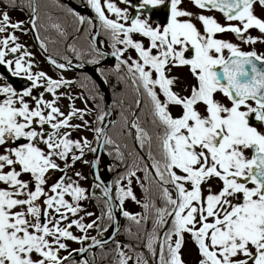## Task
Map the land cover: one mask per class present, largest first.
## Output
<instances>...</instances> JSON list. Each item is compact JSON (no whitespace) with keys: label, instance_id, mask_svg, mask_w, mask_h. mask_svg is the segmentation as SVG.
I'll list each match as a JSON object with an SVG mask.
<instances>
[{"label":"snow or ice","instance_id":"obj_1","mask_svg":"<svg viewBox=\"0 0 264 264\" xmlns=\"http://www.w3.org/2000/svg\"><path fill=\"white\" fill-rule=\"evenodd\" d=\"M122 2L135 9L133 15L110 0H103V7L114 13L115 19L106 17L101 0H87V5L111 41L116 70L125 69L138 96L143 90L155 129L153 153L150 133L135 120L131 124L141 148L148 144L154 180L163 202V207L155 203L151 206L156 216L146 247L153 250V245L158 244L159 264H184L181 249L187 234L198 254L196 264H264V53L242 51L214 35L231 32L245 44L257 42L260 37L242 33L254 28L264 37V19L260 18L264 16V0H188L195 8L217 10L226 21H237L242 27L222 25L212 15L181 8L182 0ZM27 6L35 29L36 6L31 0ZM15 7V0H0V34L7 33L0 36V66L13 77H23L30 83L20 91L7 81L0 86V182L6 186L0 188V264H66L71 253L59 255L60 250L68 248L64 241L89 239L87 235H74L70 231L73 226L86 233L92 228L100 232L106 224L115 223L109 196L112 185L97 183L93 187L108 197L103 202L107 211L90 223L81 222V218L62 225L67 220L65 213L80 212V201L87 198L85 188L67 176V171L77 161L88 164L90 169L96 167L95 159H83L86 150L96 152L92 141L83 136L72 139L70 131H92L98 142L109 145L113 140L96 123L107 114L98 103L95 111L87 110L96 117L91 128L84 119V109L74 108L70 102L67 114L61 111L59 98H74L69 92L57 90L69 87L73 81L32 70V53L23 50L14 35L17 29L27 31L22 28L23 21L12 22L9 10ZM160 8L165 9L166 22L152 20V11ZM68 12L81 24L93 23L71 8ZM192 18L202 25V31ZM121 20L130 23L126 25ZM225 49L227 56L223 54ZM126 51H134L135 57L122 58ZM92 53L88 61L91 64L105 55L95 44ZM49 60L57 69L66 68L65 63ZM177 67L188 68L191 83H182L179 76L172 74ZM97 71L107 83L106 73L99 68ZM92 83L94 95L90 98L95 101L101 94L99 86ZM40 87L43 90L33 95V90ZM45 93L52 94V99H44ZM136 103L139 105L138 99ZM173 108H179L176 115ZM72 119L81 122L73 124ZM116 157L123 159L118 147ZM57 171L64 174L56 177ZM22 174L28 179H21ZM135 174L129 170L115 180L116 199L121 203L126 197L139 202L130 187L121 185L126 177L130 185ZM74 175L85 179L79 171ZM100 179L99 175L95 177ZM143 207L147 209L149 205L145 203ZM121 214L135 219L127 211ZM97 220L104 223L97 225ZM168 220L171 224L166 227ZM165 227L163 238H159L155 230ZM90 239L94 245L105 243L97 237ZM74 251L83 253L85 248ZM79 264L88 262L81 259ZM119 264H125L123 252L119 253ZM137 264L147 261L138 260Z\"/></svg>","mask_w":264,"mask_h":264},{"label":"flooded vegetation","instance_id":"obj_2","mask_svg":"<svg viewBox=\"0 0 264 264\" xmlns=\"http://www.w3.org/2000/svg\"><path fill=\"white\" fill-rule=\"evenodd\" d=\"M110 2L115 3L116 6L120 7L121 9L128 8L129 15H133L135 12V9L133 7H130L127 3L122 2V0H110ZM132 2L135 3L136 0H132ZM77 4L88 6L87 0H77ZM101 5H102V10L105 12L106 17L109 19H115V14L109 13L107 11V9L103 7V0H101ZM180 7L184 8L188 11H191L193 13L212 15L222 25H227L228 23H232V24H236L238 27H242V25H240L239 22H237V21H231V22L226 21L223 17V14L217 10L209 11L208 9H204V10L197 9L194 6L190 5L188 3V0H182V4L180 5ZM89 8L91 9L90 6H89ZM256 14L258 16L260 15L259 9H257ZM87 18L90 19L89 17H87ZM260 18L264 19V16H262ZM183 19H188V18L185 17ZM152 20L160 21V22H166L165 9L160 8L158 11H152ZM119 22L124 23L126 25L130 23V21H123V20H121ZM192 22L195 24V26L200 31L203 30L202 25L195 18H192ZM153 26H155V25H153ZM98 34L102 38V41H103V42H101V44L98 43L99 39H97V42H94L91 40V36H92L91 30L83 31L78 36H74V34H70V40H69L70 45L69 44L66 45L63 50L61 48L60 34H59L58 30H55L53 33L52 43L45 42L43 40V38L41 39V41H42V44H44V46H45L44 48L46 49V51L50 54V57L55 59L57 63H61V61H66V62L72 61L74 63H82V64H85L87 66L93 65L96 67V69L99 68V69L103 70L106 73L107 78H108L107 83H105L103 81L104 84L106 85V87L108 88V91L115 92V91H121V90L126 89V88H131L129 85H126V86L123 85L124 80H125V69L122 68L121 70H116L115 65H116L117 61L115 60V58L110 60V61H108V59H107V52L108 51H107L106 45L110 46L111 41H110L109 37L106 35L105 30L101 26H100ZM133 35H134V38H137V39L140 38L138 36V34H133ZM214 35H215V38L224 39V40H227L233 44H236L239 47V49L242 51H253L254 50L258 54L264 53V42H261V40H264V37H261V34L259 33V31L257 29H254V28L249 29V30H247L246 33H242V35H245V36L246 35H253V36L260 37V39H258L257 42L248 43V44L243 43V40L240 37L236 36V34L231 33V32L217 33ZM49 39L50 38H48V40ZM104 42L106 43V45ZM94 44L97 46L98 50L101 52H104L105 55L102 58H99L98 63L91 64L88 61L93 58L94 54L92 53V46ZM117 47H122V46L117 45ZM37 52L39 54V57L51 69L61 70V69L55 68V66L52 63H50V60L48 58H46V56L38 48H37ZM77 53H79V58L77 56ZM223 54L225 56L228 55L226 49L224 50ZM126 55H132L133 57H135L134 51H126V53L122 55V58H124V56H126ZM65 58H67V59H65ZM186 58H190L187 53H186ZM68 73L73 76L72 80H70V81H73V83L70 85V88L72 89V91H74V93H71L73 98H74L71 101V103H72L74 108L85 110L86 114L84 116V119L89 121V128H91L92 124L94 122H96V117L94 114H89L87 112V110L93 109L95 111L97 103L103 108V110H105V103H104L103 94L100 91L101 96L97 97L95 101L90 98L91 95H94V93L91 92V90L93 88L92 82L96 83V81L92 78V76L89 73L82 75V76L79 75L80 72H78V71H70ZM172 74L179 76L182 83H186V84L191 83L190 73H189V70L187 67H177V68L173 69ZM85 76L89 77L90 79L85 80L83 78ZM121 76H123V79L119 78ZM81 82L84 84H82ZM120 82H121V84H120ZM82 85H84V86H82ZM75 91L78 92V95L75 93ZM37 93H38V90H37ZM80 97H83V99H81ZM101 97H102V99H101ZM76 99H80L82 101V103L79 104V106L74 103V101ZM83 101H84V103H83ZM113 102H115V101L113 100ZM172 112H173V115H176L179 112V108H173ZM72 120L74 122H79V123L81 122L79 119H72ZM129 120L130 119H128V121H127L128 128L130 127V121ZM36 127L38 130L39 126L37 125ZM152 129H154L153 125H152ZM129 131L131 132L130 128H129ZM154 133H155V129H154ZM94 140H95V137L93 135L90 139V141H92V145L94 144ZM96 143H97V139L95 141V145H93L92 147L95 148ZM105 146L107 147V146H109V144H105ZM152 147H153V143H152ZM153 153H155V152H153ZM91 156H92V154H91ZM54 175L56 177H59L62 174L59 171H57L54 173ZM152 181L156 182L154 180V170L153 169H152ZM158 207H162V206H158ZM105 219H106V217H104V220ZM90 222H85V223H90ZM102 223H104V221H99L97 225H100ZM170 224H171V221L168 220L167 226ZM105 228H106V226H105ZM75 229L77 231L73 232L74 235L75 234L77 236L87 235L89 237V239H87L83 242L75 241V242H77L76 247H74V248L71 247L68 250L77 249V248L84 246L88 241H91V239H90L91 237L99 236L101 234V232L104 230L103 229L100 232H97L95 228H92V229H87V231L85 233V232H81L77 228H75ZM119 234L120 233H117L118 236H119ZM127 242L130 243L127 239H121L120 238L117 241H112L108 244L100 246L99 251H101L104 254L109 255V256L112 253H114L115 256L118 258L119 253L126 250V252H129V256H130L131 255L130 254L131 249L129 248V246H128L129 244ZM134 249H135V247H134ZM88 254L89 253H87L86 255H88ZM181 254H182V259L184 261V264H196V262L198 260V254L195 250L194 243L189 239L187 234H185V236H184V244H183L182 249H181ZM134 255L135 254H133V258H134ZM133 258L130 259V262H126L125 264H137V262H134L135 259L133 260ZM108 260L111 261V258H108ZM152 264H159V246H158V244L153 245Z\"/></svg>","mask_w":264,"mask_h":264},{"label":"trees","instance_id":"obj_3","mask_svg":"<svg viewBox=\"0 0 264 264\" xmlns=\"http://www.w3.org/2000/svg\"><path fill=\"white\" fill-rule=\"evenodd\" d=\"M20 1L21 0H15V4L16 5L20 4L22 5L23 8L25 7V9L30 10V8L27 6L29 0H25L26 1L25 6ZM35 1L37 4V10H36L37 18L35 20V25L38 35L41 37V39L43 38L45 42L52 43L53 33L55 30H58L60 34L61 48L63 50L65 46L68 45L69 43L70 34L76 30L77 23L73 18L74 16L68 12L69 8L68 9L65 8L64 5L59 4L56 0H35ZM61 19H62V25L60 26L58 24V20L61 24L60 21ZM54 25L58 27H54ZM48 38L50 39L48 40ZM124 85L125 86L128 85L127 79L124 80ZM140 92L142 98L137 113L139 112L142 113L140 117H141V121L144 122L143 128L147 130L152 136L153 138L152 151L155 152V133H154V129H152L149 106L145 96L143 95V90L140 89ZM136 98H137V92L134 90V95L132 100H123L124 103L121 102L120 104L115 105L116 113L117 114L123 113L127 117L125 119V125H121L117 127V130H119L118 132L112 133V131H109L110 137L116 143V146L118 147L119 152L122 154L123 159L121 160L115 158L117 149H114L113 144L107 147L108 155L110 154L109 158L113 159V160L111 159L112 162L111 167L115 166V168L118 167L120 169V171H118L113 178L114 186H115V180L118 179V177H120L122 173L128 171L130 166L134 164L136 158L140 162L137 163V166H134L137 172H139L143 176L145 175V177L147 176V179L144 178L145 182L144 184L141 185L140 188L142 192L141 200L144 202V204L147 203L149 205L147 211L144 214H142L143 219H141L140 221L138 219L139 224H137L138 225L137 226L134 221L135 219H129L124 217L122 223L123 225L120 229L119 237L121 239H127L130 242V245L128 246L131 249L130 251L131 255L130 256L128 255V257L125 258V263L130 262V259L133 258V254H135L133 260L134 259L136 261L140 260L141 262L142 259L146 260L145 251L143 248L146 247L148 241V235L149 233H152L153 230L152 221H153L154 212L151 206L152 204H154V202L156 205H163V202L161 201L160 198L159 186L157 182L152 181V167H151V161L149 160V156H148V152H149L148 144L145 143L144 147L141 148V146H139L134 140V133L129 131L126 124L128 119H130L131 117V112L136 107ZM119 119L121 121L122 118L119 117L117 120ZM145 168H147V172L145 171ZM154 189H156V191H154ZM114 195H115V191H114ZM129 213L131 214V212ZM159 232L160 230L158 229L157 234H159ZM98 253L99 254L97 255V264H119V257L117 258L114 253H112L110 256L104 254L101 251ZM108 258H111V261H109Z\"/></svg>","mask_w":264,"mask_h":264},{"label":"rangeland","instance_id":"obj_4","mask_svg":"<svg viewBox=\"0 0 264 264\" xmlns=\"http://www.w3.org/2000/svg\"><path fill=\"white\" fill-rule=\"evenodd\" d=\"M20 2H22V4L25 6V3H26V1L24 0V1H20ZM9 15H10V18H11V20H12V22H16V21H23V24H22V28L23 29H26L27 31L25 32V31H21V30H19V29H17L15 32H14V35H16L19 39H18V43H20V44H22L23 45V50H26V51H28V52H30V53H32V61H33V71L35 72V71H44L47 75H49V76H52L53 78H58V76H63L66 80H72V78H73V76L72 75H70V74H68V72H66V71H60V70H53V69H51L49 66H47V64H45L44 63V61L39 57V55H38V52H37V50H36V48H35V45H34V43H33V41H32V39H31V35H30V32H29V30L26 28V26L24 25V21H25V14H24V12L22 11H19V10H9ZM74 19H75V22L77 23V18L76 17H73ZM61 21V24H60V22H59V20H58V24L59 25H62V19L60 20ZM76 26V25H75ZM82 27V30H81V32L80 33H82L83 31H86V28L82 25L81 26ZM79 28V26H76V30ZM90 30H93V23L91 24V27H90ZM7 33H4V34H0V36H3V35H6ZM98 39H99V41L100 42H103L102 41V38L99 36L98 37ZM105 43V42H104ZM105 45H106V43H105ZM72 46V45H71ZM107 46V45H106ZM12 58H14V57H12ZM27 59V58H26ZM84 78V77H83ZM5 82H4V80H3V78L2 77H0V86H3V84H4ZM82 83V82H81ZM82 84H84V83H82ZM37 90H38V93L40 92V91H42L43 90V88L42 87H40V88H37V89H34V91H33V95H38V93H36L37 92ZM58 92H69L70 94L71 93H74V91H72V89L70 88V86L69 87H61L60 89H58L57 90ZM75 93L78 95V92L77 91H75ZM72 95V94H71ZM73 97V96H72ZM3 97L2 96H0V99H2ZM44 99H52V94H50V93H45L44 94ZM105 100V99H104ZM141 100V99H140ZM123 101V100H122ZM71 101H69L66 97H61V98H59V102H58V106L61 108V111H64L65 112V114H67V111H68V109H67V105L70 103ZM74 103L75 104H77L78 106H79V104H81L82 103V101L80 100V99H76L75 101H74ZM83 103H84V101H83ZM104 103H105V101H104ZM117 103V102H116ZM118 104V103H117ZM143 111V110H142ZM141 112H139V113H137V115H136V118L139 120V125L143 128V125H142V123H141ZM106 116H104V118H105ZM119 117H121L122 119H121V121H120V119L119 120H117ZM124 117V118H123ZM126 117L127 116H125L123 113H118V114H116V113H114V116H113V121L111 122V124H110V131H112V133H116V132H118L119 130H117V127H119V126H121V125H125V119H126ZM71 123H73V124H79V122H74L73 120H71ZM98 124H99V122H97ZM100 124H101V122H100ZM100 124H99V126H100ZM127 124V123H126ZM38 130H39V127H38ZM70 135H71V138L72 139H79L81 136H83V137H86L89 141H90V139H91V137L94 135V137H95V140H94V144L93 145H95V141H96V134L95 133H93L92 131H89V130H85V129H81L80 131H74V130H72V131H70ZM110 138V137H109ZM138 143V142H137ZM114 144V143H113ZM92 145V146H93ZM138 145H139V143H138ZM108 153V152H107ZM107 153L105 152L104 153V155H106V156H108L107 155ZM91 152H89V151H85V155H84V158L83 159H87V160H89L90 161V159H91ZM110 155V154H109ZM116 159H117V157H115ZM136 158V157H135ZM112 159V158H111ZM111 159L109 158V157H107V160H106V167H105V169H104V180H106L107 178H108V176H109V173L111 172V171H113V170H116V169H118L117 171H120V169L117 167V168H115V166H113L112 167V169L111 170H109L110 168H111ZM113 160V159H112ZM71 162V161H70ZM137 163H140L139 162V160L136 158L135 159V161H134V164H132L131 166H130V168L128 169V171L129 170H133V171H135V176H133V177H131L130 179H131V184L129 185V183H128V179L129 178H125V179H123V180H121V185L122 186H124V187H130L131 189H132V191H133V193H134V195L136 196V200L137 201H139V202H135V201H133L131 198H125L124 199V201L121 203L118 199H116L118 202H119V204L121 205V207H122V209L123 210H125V211H127V212H131V214L133 215V216H135V223H136V225L137 224H139V221L141 220V219H143V216H142V214H144L146 211H147V209H145L144 207H143V205H144V202L141 200V197H142V192H141V185L142 184H144V182H145V175L143 176V175H141L139 172H137V170H136V168L134 167V166H137ZM88 169H89V165L88 164H85V163H83V161H77V162H75L74 164H73V168L71 169V170H68L67 171V176H69V177H71L72 178V180H74V181H76L81 187H83V188H85V190H86V196L87 197H89V193H90V191H91V189L94 191V190H96V191H100L99 190V188L98 189H95L92 185H91V183H90V181H89V179H88ZM75 171H79V172H81V174L82 175H84L85 176V179H83V180H81V179H79L78 177H76L75 175H74V172ZM126 172H124V173H122V174H125ZM121 174V175H122ZM119 175H120V173H119ZM120 175V176H121ZM21 179H28V175H24V174H22V176L20 177ZM119 178V177H118ZM137 181H139V182H137ZM105 182V181H104ZM141 183V184H140ZM6 186L3 184V182H0V188H5ZM115 187V186H114ZM46 191H47V189H45ZM154 191H156V189H154ZM49 194H51V193H49ZM115 198H116V190H115ZM65 199H68L70 202H71V198L70 197H68V196H66L65 197ZM98 199V198H97ZM97 199H95L96 200V202L97 203H99V202H102L101 200H97ZM96 202H89L88 200H87V198L86 199H84V200H82V201H80V206H81V211L80 212H78L77 214H75V215H73V214H71V213H66L65 215L67 216V220H65V221H62V225H64V224H67V223H69L72 219H77V220H81V218H82V221L81 222H83V223H85V222H90V221H93V219L94 218H96V217H98L97 215H98V212H97V210H96V207H95V204H96ZM103 203V202H102ZM155 203V202H154ZM104 204V203H103ZM157 207H158V205H157ZM85 212H91L93 215L91 216V217H88V216H86L85 215ZM153 212H154V216H153V221H152V229L154 228V218H155V216H156V213H155V211H154V209H153ZM138 219H139V221H138ZM95 220V219H94ZM98 222H99V220H97V224H98ZM109 224L110 223H108V224H106L107 226H109ZM123 225V224H122ZM135 225V224H134ZM138 226V225H137ZM76 227L75 226H73L71 229H70V231H72V232H76L77 230L75 229ZM158 229L159 228H157L156 230H155V234L156 235H158L157 233H158ZM152 232H153V230H152ZM76 235V234H75ZM101 235V234H100ZM65 243H67L68 244V248H67V250L69 249V248H74V247H76V244H77V242H75V241H70V240H65L64 241ZM149 249V248H148ZM67 250L65 251V250H60L59 251V255L60 256H63L66 252H67ZM124 252V257L126 258L128 255H129V252H126V250H124L123 251ZM149 252H151V256H152V250H149ZM89 254L88 255H84L83 257H81L80 258V260L81 259H84V260H86L87 262H88V264H95L96 262V257L94 256L95 255V250L93 249L92 251H90V252H88ZM79 260V261H80ZM143 261H145V260H143L142 259V262ZM134 262H137L136 260L134 261ZM76 263H78V262H76Z\"/></svg>","mask_w":264,"mask_h":264},{"label":"water","instance_id":"obj_5","mask_svg":"<svg viewBox=\"0 0 264 264\" xmlns=\"http://www.w3.org/2000/svg\"><path fill=\"white\" fill-rule=\"evenodd\" d=\"M32 2H33V4H35L33 0H32ZM70 4H71V6H72L73 8H75L76 10H78V11H80V12H84V10H82L80 7H78V6H76V5L72 4V3H70ZM89 14H90L91 16H93V17L95 16V15L92 14V13H89ZM31 16H32V12H31L29 15H27V19H26L25 23L29 26L30 30L32 31L33 39H34L36 45L40 47V43H39V41H38V39H37V37H36V34H35V32H34V29H33L32 26L28 23V20H31ZM96 21H97V20H96ZM98 28H99V23H98V21H97V25H96L95 32H94V34L92 35V41H94V42L96 41V39L93 40V37H95V38L97 37ZM41 50L46 54V56H47L48 58H50V56L46 53V51H45L44 49L41 48ZM108 55L110 56L111 53H109ZM67 64H69V63H67ZM93 68H94V66L92 65V66H88V67H86V68H80V67H78L77 69H78V70H85V71H87L89 74H91L92 77H93V78L96 80V82L98 83V85L102 88V92H103V94L105 95L106 102H107V112H106L107 114H106V117H105V119H104V122H103L102 128H104L105 131H107V129H108L109 125H110V122H111V120H112V107H111V100H110V98H109L108 89L106 88L104 82H103V81L99 78V76L94 72ZM0 75H2L8 83H11V84L13 85V87H14L16 90H20V89H22L24 86H27V85L30 83V82H28V81H27L25 78H23V77H13L10 73L7 72V70H6L3 66H0ZM102 150H103V141H99V142L97 143L96 152L93 153V157H92V159H91V161H92L93 159L96 160V167H95V168H91V169H89V175H90V177L92 176V177H91V180H92L94 183H96V184L99 183V184H101L102 186H108L109 184H111V178H112V176H113L114 173H113L112 175H110V177L107 179V181H106L105 183L102 182L101 179H100L99 181L95 180V177L98 175V165H99L100 156H101V154H102ZM111 185H112V184H111ZM109 196L112 198L111 202H112V204L114 205V208H113V215L115 216V223H111V225H110V232H109L108 236H107L106 238H104V239H99V240L104 241L105 243H106V242H109V241H111L112 239L115 238L116 232H117V230H118V228H119V226H120V220H121V218H122V216H123V215L121 214V209H120V207L118 206V204H117V202H116V199H115L114 196L112 195V186H111V188H110V190H109ZM104 197H105V196H104ZM105 199H108V197H105ZM97 208H98V210H99L100 212L103 211V206H102V205H97ZM164 230H165V228H163L160 238L162 237V234H163ZM97 239H98V238H97ZM96 246H98V245H94L93 242L91 241L90 243H88V244L84 247V248H85V252H86L87 250H89V249L95 248ZM85 252L80 253V252H78V251H73V252L71 253V259H73V258H78L79 256H81V255L84 254Z\"/></svg>","mask_w":264,"mask_h":264},{"label":"bare ground","instance_id":"obj_6","mask_svg":"<svg viewBox=\"0 0 264 264\" xmlns=\"http://www.w3.org/2000/svg\"><path fill=\"white\" fill-rule=\"evenodd\" d=\"M98 43L101 44L100 41ZM120 84H121V82H120ZM123 85H124V83H123ZM99 91L102 92V88L100 86H99ZM108 94L112 100H114L115 102L118 103L121 100H132L133 95H134V90L132 88H126V89H123L121 91H115V92L109 91ZM141 98L142 97H141V92H140L139 99H141ZM138 123H139V120H138ZM141 123L144 126V124H143L144 122L141 121ZM106 160H107V157L103 153L101 158H100V162H99V166H98V174L102 180H104V169H105L106 164H107Z\"/></svg>","mask_w":264,"mask_h":264}]
</instances>
